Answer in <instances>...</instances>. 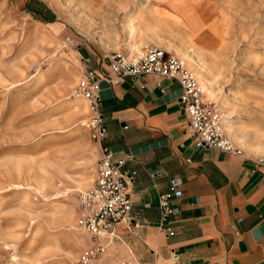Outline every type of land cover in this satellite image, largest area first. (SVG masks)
I'll return each mask as SVG.
<instances>
[{
    "label": "rangeland",
    "instance_id": "374dc122",
    "mask_svg": "<svg viewBox=\"0 0 264 264\" xmlns=\"http://www.w3.org/2000/svg\"><path fill=\"white\" fill-rule=\"evenodd\" d=\"M154 9L196 21L203 47ZM133 41L185 51L209 81L206 102L262 156L264 0H0V264H80L100 242L58 221L84 209L80 187H92L99 157L75 88L92 55L124 54ZM102 246L93 264L124 260Z\"/></svg>",
    "mask_w": 264,
    "mask_h": 264
},
{
    "label": "crops",
    "instance_id": "0c3cea01",
    "mask_svg": "<svg viewBox=\"0 0 264 264\" xmlns=\"http://www.w3.org/2000/svg\"><path fill=\"white\" fill-rule=\"evenodd\" d=\"M90 59L97 74L115 76L107 54ZM181 92L176 80L155 75L100 80L106 143L136 173L128 185L129 217L111 237L96 241L113 243L117 258L130 264H264V169L252 171L245 157L257 155L243 150L197 148ZM95 151L100 153L97 142ZM173 176L182 178L183 194L171 222L175 233L167 235L158 225V196Z\"/></svg>",
    "mask_w": 264,
    "mask_h": 264
},
{
    "label": "built area",
    "instance_id": "2783aa9c",
    "mask_svg": "<svg viewBox=\"0 0 264 264\" xmlns=\"http://www.w3.org/2000/svg\"><path fill=\"white\" fill-rule=\"evenodd\" d=\"M109 67L115 75H99L88 69L79 78L75 91L87 102L91 113L88 120L90 137L99 143L100 153L97 160L96 177L92 187L84 196L86 212L78 219V224L93 237L105 234L111 237L115 225L129 217L133 203L128 185L136 171L124 168L127 159L117 158L114 151L106 143V127L104 115L100 110V80L115 82L125 77L139 79L145 75L176 80L182 88L179 103L187 117V124L197 148H209L220 152L243 155L241 148L233 143L223 132L219 117L213 106L203 99L201 87L194 72L181 60L162 47L147 46L133 55L121 52L107 54ZM252 162V171L263 168L264 157H245ZM131 159V158H130ZM151 176H154L151 173ZM264 180V172L261 174ZM180 176H173L168 181L167 190L160 192L159 227L167 234L175 233L172 227L173 217L181 211L177 200L182 197ZM231 228L236 234L235 225ZM103 250L101 243L91 246L79 258L80 264H93L98 253ZM115 264H130L128 260H118Z\"/></svg>",
    "mask_w": 264,
    "mask_h": 264
},
{
    "label": "bare ground",
    "instance_id": "6f19581e",
    "mask_svg": "<svg viewBox=\"0 0 264 264\" xmlns=\"http://www.w3.org/2000/svg\"><path fill=\"white\" fill-rule=\"evenodd\" d=\"M152 14H154V16H159L158 17L159 20H160V16H161V18H163V19H168L172 23H174L176 25H179V26H181L183 28L188 29L187 30V32H188L187 34H188V37L190 38V40L193 41L194 43H196L197 46H199L200 48L203 47L202 44L199 43L200 42L199 41V36L201 34V31H202V26L199 25L196 21H193V20H186L185 21V20H183V18H182L183 17L182 16L183 14L182 13H181V15H176V14H173L172 15L171 14L169 16H167V15H160V14L157 15L156 12H155V9H154V10H152ZM157 45L163 47V49H165L166 52H168V53H170L172 55L178 56V58L181 60V62L185 66H187L188 68H190L194 72L195 76L197 77V79L199 81V84H200V87H201V91H202L203 99L205 101L210 102L212 98H211V93H210L209 81H208L207 77L203 73H201V71H200L199 67L197 66V64L195 62H193V60L185 53V51H183V50H181L179 48L173 47L170 44L158 43ZM142 47H143L142 42L140 43L139 41H133L127 47L123 48V52H124L125 55H130L131 56V55H133L136 52L142 51ZM79 71L80 70H76L75 72H71L72 73V76H73V79H74L75 76H77V74H79ZM71 73H70V75H71ZM73 79H71V80H73ZM73 82H75V81H73ZM85 101L86 100L80 94H75V98H74V102H75L74 105L75 106H78L77 103H80L82 105V107L84 108L85 107L84 106L85 105ZM213 108L215 109V111L218 110V107H217L216 104L214 105ZM217 115L219 117V121L221 123L222 130L226 133V135L230 138V140H232L233 143L235 142L236 144L241 145L242 148L246 152H248L247 146L241 141V138L236 134V132L234 130H232L231 126L226 122V120L223 118V116L222 115L219 116V114H217ZM80 121L82 123L83 122L86 123V115L82 116V118H80ZM84 123H83V128H87V126ZM87 140H88L87 143H90L89 142V138H87ZM91 146L93 148L92 157L94 159L96 157V155H97L96 154V151H95V145L94 144H91ZM260 155L264 156V151L261 152ZM85 179H87V178L85 177ZM44 180H45V177L40 178V179H37V182H39V183L42 184V183H44ZM90 184H86V185H83V186L81 185L80 190L83 193L86 194L87 193V188L90 187ZM65 206H64V208H66ZM84 210H85V212L87 211L86 210V207H84V209L81 208L80 210L79 209H76L75 210L72 207L71 208H68V210H66L65 213L63 211H61L64 214L59 218L58 221H59V223L61 225L69 226V227L71 226L72 229L75 230V231L80 230L81 227L78 224V219L79 218L76 220V216H77V214L79 212H80V214L83 215L85 213ZM105 236H106L105 234H99L96 238L103 239ZM96 259L98 260L99 259V256Z\"/></svg>",
    "mask_w": 264,
    "mask_h": 264
}]
</instances>
